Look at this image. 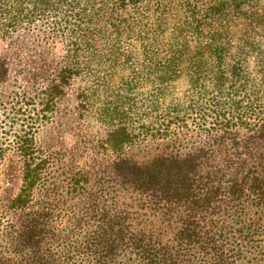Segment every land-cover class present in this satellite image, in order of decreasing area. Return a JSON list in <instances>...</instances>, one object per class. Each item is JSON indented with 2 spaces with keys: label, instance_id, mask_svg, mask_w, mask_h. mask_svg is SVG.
<instances>
[{
  "label": "trees",
  "instance_id": "1",
  "mask_svg": "<svg viewBox=\"0 0 264 264\" xmlns=\"http://www.w3.org/2000/svg\"><path fill=\"white\" fill-rule=\"evenodd\" d=\"M43 19L53 32L64 33L67 49L65 64L46 91V110L52 97L62 92L61 86L78 75L80 65L95 59L112 66L143 65L145 70L121 78L129 89L153 80L157 73L163 81L177 78L182 65L188 64L194 86L207 72L223 93L228 78L224 64L236 77L240 60H248L242 57L256 53L264 89V0H0V33ZM231 48L236 52L230 53ZM162 64L164 70L157 71ZM7 76L8 63L1 57L0 82ZM259 103L251 129L257 140L264 138V102ZM223 120L220 128L215 124L217 129L207 130L208 143L184 155L165 148L143 163L122 156L113 160L108 194L127 202L110 212L105 202L109 195L99 201L93 197L91 204L97 208L90 218L95 224L84 225V242L69 241L64 250L52 223L60 214L52 204L57 197L63 198L59 203L67 199L71 189L87 186L90 175L83 168L71 175L62 173L28 133L13 148L23 161V182L9 200L8 209L16 219L8 222L9 240L0 243V264H264V153L252 165H239L234 171L230 162L212 165L220 151L217 146L227 139L238 144L235 134L228 137L232 121ZM129 140L130 133L120 126L103 146L120 155ZM8 151L0 145V163ZM55 153L61 160V151ZM60 174L69 175L62 185ZM34 189L39 191L36 196ZM144 197L147 200L137 204ZM102 203L108 208L100 210ZM221 203L226 205L227 221L218 225L214 215ZM139 210L159 214L158 223L170 227L156 232L135 222ZM84 215L77 212L75 220L80 222Z\"/></svg>",
  "mask_w": 264,
  "mask_h": 264
},
{
  "label": "rangeland",
  "instance_id": "2",
  "mask_svg": "<svg viewBox=\"0 0 264 264\" xmlns=\"http://www.w3.org/2000/svg\"><path fill=\"white\" fill-rule=\"evenodd\" d=\"M107 28L109 30V26ZM9 30L0 33V58L4 57L8 63V76L0 82V145L9 149L0 163V217L3 218L0 243L9 240L8 222L16 217L8 204L19 193L23 182V161L13 148L28 133L34 135L33 145L45 149L51 165L55 162L62 173L66 171L71 175L83 168L90 175L87 186L75 191L71 189L66 201L61 200L60 204L58 200L63 198L57 197L52 204L55 213L60 214L52 223L57 228L63 250L69 241L84 242L85 239L81 240L84 225L95 224L94 218H90L95 212L96 204H91L93 197L99 201L104 199L102 195H109V201L105 202L109 204L110 212L115 207L120 210L127 202L120 197L117 198L119 201L114 200L111 192L108 194L109 176L113 177L109 164L120 156L143 163L165 148L181 151L184 155L194 147L208 143L207 130L217 129L215 124L220 128L226 118L232 121V134L228 137L235 134L238 144L232 145L233 140L227 139L222 146H217L220 151L214 156L212 165L230 162L234 171L239 165H252L264 153V138L257 140L251 136V129L257 123L256 113L261 109L259 102H264L256 53L242 57L248 60H240L236 77L229 70V64H224L228 78L223 93L207 72L198 80V86H194L188 64L182 65L181 75L177 78L163 81L157 73L153 80L135 83L134 89H129L121 78L127 79L135 70H145L143 65L125 62L123 66H112L104 59H95L91 64L80 65L78 75L61 86L62 92L52 97L53 104L46 110L45 95L50 80L65 64L64 33L53 32L49 21L44 19L37 20L32 26ZM236 50L231 48L230 53ZM163 70L162 64L157 71ZM48 98L51 100L50 96ZM120 126L127 129L131 140L117 155L109 145L103 146V142L114 128ZM57 150L62 153L61 160H57ZM69 175L60 174L59 183L62 185ZM36 193L39 191L34 189L33 196ZM147 199L141 198L137 204ZM108 204H100V210L108 208ZM222 206L217 207L220 209L214 215L219 220L218 225L227 221L223 213L226 205ZM233 209L232 213H236L235 207ZM77 212L85 214L80 222L75 220ZM134 217L135 222L156 232L170 227L158 223L159 214L154 216L139 210ZM179 221L178 218L173 225ZM80 257L77 254L76 259Z\"/></svg>",
  "mask_w": 264,
  "mask_h": 264
}]
</instances>
